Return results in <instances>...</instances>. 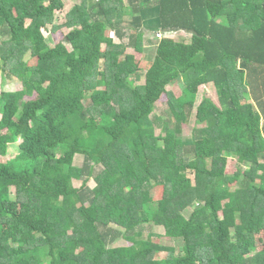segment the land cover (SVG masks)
<instances>
[{
    "label": "trees",
    "instance_id": "obj_1",
    "mask_svg": "<svg viewBox=\"0 0 264 264\" xmlns=\"http://www.w3.org/2000/svg\"><path fill=\"white\" fill-rule=\"evenodd\" d=\"M63 7L0 0V264H264V0H81L50 45ZM145 24L186 36L154 35L143 69L123 53L143 50ZM207 83L217 103H196ZM163 94L169 120L154 112ZM151 221L179 253L144 237Z\"/></svg>",
    "mask_w": 264,
    "mask_h": 264
},
{
    "label": "rangeland",
    "instance_id": "obj_2",
    "mask_svg": "<svg viewBox=\"0 0 264 264\" xmlns=\"http://www.w3.org/2000/svg\"><path fill=\"white\" fill-rule=\"evenodd\" d=\"M93 2V0H91ZM95 1V0H94ZM81 2V0H63L64 3V7L61 10H58L55 12L54 15V21H53V25L59 26V28H57L56 30H52L51 27L52 26H48V28H44L43 29V33L44 35L47 37L49 44L50 45H54L55 43L61 41L63 39V36L65 33H67L69 31V27L65 26V23L67 21V16L69 14L73 15L74 14V6L79 4ZM127 5V4H126ZM125 14H124V18L130 19V14H129V10L128 7L126 6L125 8ZM143 30L145 32V41L143 43V50L142 51H138L136 50L134 47L130 46L128 48L125 49L124 54L126 53H131L134 55L135 57V62L136 64H138V66L140 68L146 69V67L149 66L151 58L153 56L154 53V48H155V43H153L152 39L154 38V35H156V37L158 38H168V39H174V40H178L180 37H185L186 33H184V31H179V32H172V33H166V34H158L159 36H157V34L155 33L156 27L153 24H145L143 26ZM107 35H110L115 42L119 43L120 39L115 36L113 31H106ZM127 39L125 38L123 41H126ZM152 41V42H149ZM67 47L69 48L70 46L67 45ZM104 48V46H103ZM36 62V58H29L28 59V63L30 65L35 64ZM104 80L110 84V83H114V86L116 84V71L113 68L112 71H107V74L103 76ZM2 82V77L0 75V84ZM5 87H8L10 84V86H12L15 89H21L23 86V81L22 80H14L12 81V83H10V80H6L5 82ZM9 86V87H10ZM183 86V82L182 80H178L175 81L173 83H171L170 85L167 86V90L171 91L172 93H174L176 96L180 95L181 93V89ZM111 86L107 85L106 83L104 85H101L100 87H98L96 90L99 91H107ZM1 88V85H0ZM198 88V97H197V102L198 103L201 99L202 96H208L210 97L215 103H217V97L215 94V89L213 87L212 84L207 83V84H203L197 87ZM156 114H158L162 119L164 120H169L171 118V112L168 109L167 106V96L166 94H163L160 99L157 101L156 103V108L154 111ZM194 113L193 115L190 116V118L188 119L187 123H184L182 125V132H183V136L184 137H189L191 132H192V128L195 126V122H194ZM172 121H170V125L172 126ZM158 131V128H156ZM17 144V143H16ZM13 144L10 145L8 151L11 154L16 153V147L17 145ZM81 156H76L75 160H74V164L75 165H80L81 163ZM237 168H239V164H237V161L235 158L229 157L227 159V165H226V171L228 173H233ZM241 169L244 168V166H240ZM188 175L191 177V179L193 180V174L192 172H189ZM94 181L93 179L89 178L88 180L83 181H78V180H73V185L75 188H80L84 185L87 186H94ZM162 194V187L161 186H157L154 187L153 189H150L149 191L145 192L143 194V198L145 200H157L158 198L161 197ZM191 212V209H186L184 214L187 216L189 215V213ZM143 228V234L144 237L146 238H150L152 241L159 243L161 245H165L168 247H173L176 249V253H179L181 251V246H182V242L178 239H172L170 237H166L164 235V229L162 226L160 225H156L154 224L152 221L148 222L146 224L142 225ZM256 237H263V234L260 233L258 234ZM259 243V241L257 242ZM118 245L122 244V245H128L129 242H126L124 240H121V238L118 239L117 242ZM259 249V248H258ZM166 250H162L156 253L155 258L156 259H162L167 255Z\"/></svg>",
    "mask_w": 264,
    "mask_h": 264
},
{
    "label": "clouds",
    "instance_id": "obj_3",
    "mask_svg": "<svg viewBox=\"0 0 264 264\" xmlns=\"http://www.w3.org/2000/svg\"><path fill=\"white\" fill-rule=\"evenodd\" d=\"M159 34V33H158Z\"/></svg>",
    "mask_w": 264,
    "mask_h": 264
}]
</instances>
